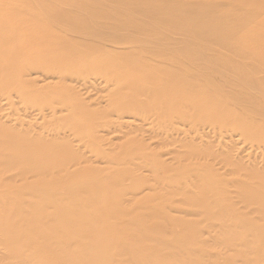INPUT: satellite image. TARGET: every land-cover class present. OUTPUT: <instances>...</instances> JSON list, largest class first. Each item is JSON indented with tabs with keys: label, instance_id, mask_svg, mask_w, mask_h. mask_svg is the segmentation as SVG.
Wrapping results in <instances>:
<instances>
[{
	"label": "bare ground",
	"instance_id": "obj_1",
	"mask_svg": "<svg viewBox=\"0 0 264 264\" xmlns=\"http://www.w3.org/2000/svg\"><path fill=\"white\" fill-rule=\"evenodd\" d=\"M221 48L238 56L240 67H216L212 53ZM66 78L101 83L102 108L87 107ZM175 122L235 132L250 148L264 142V0H0V264H193L196 252L206 263L210 251L193 232L197 201V224L205 227L217 218L240 228L246 213L220 212L218 219L209 195L195 199L194 145L186 133L179 137ZM140 125H150L144 131L164 149L150 150ZM82 146L102 167L80 157ZM134 160L147 175L136 172ZM254 166L248 172L264 191ZM115 167L118 175L132 170L121 178ZM138 191L143 209L139 199L123 205L125 194ZM246 206L253 213L264 204ZM255 221L239 229L240 238L208 231L206 241L228 251L240 239L253 244ZM140 249L146 263L137 260Z\"/></svg>",
	"mask_w": 264,
	"mask_h": 264
},
{
	"label": "rangeland",
	"instance_id": "obj_2",
	"mask_svg": "<svg viewBox=\"0 0 264 264\" xmlns=\"http://www.w3.org/2000/svg\"><path fill=\"white\" fill-rule=\"evenodd\" d=\"M103 36H105V35H103ZM106 37H107V35H106ZM110 37H112V35H110L109 38ZM207 45L209 46L210 44L207 43ZM209 48H210V46H209ZM258 51L261 52L262 49H259ZM178 53H181V52H178ZM214 53L217 54V55H219V56H221V57H223V58L215 57L213 55ZM214 53H212V57L211 58L213 60L215 59L214 65L216 67H227V68L230 67V66L231 67L232 66H235V67L236 66H239L240 67V64L241 63H240V61H237V59L239 60V58L233 52H228L227 49H222L221 48V49H219L218 51H216ZM168 54H171V53H168ZM209 57H207V59L205 58V60L210 59ZM233 59H235V60H233ZM203 61L200 60V59L199 60L198 59L196 60L197 63H203ZM203 64H205V63H203ZM207 64H209V63H207ZM207 64H205V65H207ZM163 65H165V64H163ZM211 66H213V65H211ZM66 80L64 81L63 84H65V85H72V86L75 85V87H77V89L79 91V95H81L83 97L86 106L90 103V106L89 105L88 106L91 107V108H93V107H95V108L96 107L102 108V106H103L102 102H104L103 95H105V89H104V87H103V85L101 83L98 82V84H100V86H99L97 84V82H96V84L94 83V80L93 79H88V81L85 82L86 85L84 83L81 86L79 83L78 84H75L76 83L75 81H73L71 83V81L68 80L67 78H66ZM90 81H91V84L92 85H90ZM83 86L84 87H87V88H84ZM89 86H92V87L93 86H96V87H94V89H92ZM63 88L67 89L66 87H63ZM95 88L97 89V92L98 93L96 92V89ZM86 89H88V91ZM100 90L101 91L104 90L103 93H101ZM91 104H92V106H91ZM249 116L252 117V115H249ZM145 117H149V115H146ZM240 117L245 118V117H248V116L240 115ZM196 123H198V122H196ZM184 125H185L184 123H178V122H175L174 123V127H176L179 130H182L184 132L183 134H180L179 137L180 138L183 137L184 134L186 133L185 136L187 138L184 139V140L189 141V139L191 138L190 140H192L193 145H194L193 146L194 151H195L194 154L196 153L195 154V161H194V164H193V169H194V173H195L194 174V180L195 181H194V186H193L194 192H196L195 199L196 200L197 199L199 200V197L202 196V193L203 194H207L206 197L209 195L213 199L212 204H209V206H210L209 208L213 212L215 211L216 214H218V216H219L218 219L221 218V216H226V217H232L233 218V215L232 214H234V211L235 210H238L239 213H244V212L246 213V216L244 217V225L241 226L240 228L238 227L236 229H232V226L225 227L220 222L221 220H218L217 221V218H216V226H212L211 227V226H207L206 225L207 227H205V221H203L200 224L199 223L197 224V220L200 217L198 215H196V209H197L198 201H197V204L195 203L196 204L194 206L195 207L194 208L195 209V215H193V222H194L193 223V232L197 236L198 235H201V236H199V238L201 239V245H203L202 246V248H203L202 251L207 252V249H208V251L211 252V253L208 252L209 255H208L207 262L206 263H205V261H203V262L205 264H209V263L210 264H234V263H237V264H253V262H255L254 264H264V221L261 220L260 217H259V213H261V211H259V210H264V207H262L261 209H259L260 203L261 204L262 203L264 204V201H263L264 200V191H263V187H260V188L257 187L258 183H256V182L259 179L256 176H254L253 174H251V172H248V171H250L248 168H251L252 167L253 169H256L254 165L257 163L258 164L257 168H261L259 170L260 171V174L264 176V169L262 170V168H264V142H260L259 143V145H260L259 147L250 148V144L248 143V141H242L239 136L236 137L237 134H235V132L229 131V133H228V131H225L223 129H218L219 127H216L214 129L211 128V127L210 128H204V129H202V131H203L202 132L200 128H199L200 130L198 129L197 125H195V127H192V129L193 128H196L195 130L190 131L191 128L188 125H185V126ZM140 126H141V128L139 127V131H141L140 133H141V136L144 139V143H148V142L151 143L150 146H147L150 150L151 149H153V150L164 149V148H160V146L157 147L156 145H158V144L156 143L155 138L149 139V134H148L149 132L144 131L143 127L144 128H147L150 125H148V126L147 125L146 126L145 125L144 126L140 125ZM183 126H184L185 129H187V127H189V128L187 130H185V129H183ZM37 130L38 129H36V131ZM40 130L41 129H39V131ZM39 131H37V132H39ZM137 133H139V132H137ZM193 135H194V137H193ZM122 139H124V138H122ZM122 139H118V140L115 139L113 141L115 143L117 142L116 144H120V143L124 142V140H122ZM66 140H67V143L68 144H71L72 145L74 143V142H72V138L71 137L70 138L68 137ZM176 140L178 142V145L176 147L179 148V150L181 152L185 151L184 145L182 147H179V145L181 144V142L178 141V139H176ZM201 143H203L202 146H201ZM142 145H145L146 146V144H142ZM112 146H119V145H112ZM145 146H143V147H145ZM169 147H172V145H170ZM103 148H106V146H104ZM206 149H207V151H206ZM147 151H148V149L143 150V152H145L143 154L144 156H146V155L149 154V152H147ZM79 153H80V157L82 159H85V160H89L90 159L88 161V164H91V165L97 166V167H100V166L102 167V164L94 157V155H95V152L94 151H90L89 148L83 147L81 150H79ZM239 153L243 157L242 156H239L240 155ZM111 154H112V151H110L108 157ZM233 154H235V155H233ZM167 155H163V156H161V158L162 159H165V158L169 157ZM230 155L231 156L233 155V156L232 157H229ZM164 156H166V157H164ZM223 157H225V159ZM226 157H228V158H226ZM240 160H242V162H240ZM134 161L137 162V163H140V164H137V167H139V168L136 167V172L137 173L138 172H142L144 175H147L148 173L145 170V168H147V167H145L146 165L143 164L140 160H134ZM167 161H168V158H167ZM245 161H248V162H245ZM233 163H234V165H233ZM235 163L238 164L239 166L236 165ZM243 164H245V165H243ZM118 165H119L120 168L125 167V166H122L121 164H118ZM246 165L248 167H246ZM128 166H133V168H135L136 165H128ZM243 167H245L246 170ZM117 169H118V167H115L113 171H116V174L115 173H112V174L113 175H117V176H121V178L127 177V176H124V175H128L129 176V171L132 170V168L130 167V168H128L130 170H128V171L127 170H123L122 175H118ZM159 174L162 175V173H159ZM169 174H171V172ZM133 175H136V174H133ZM163 176H165V175H163ZM202 176H203V178H202ZM173 177H175V175ZM203 186L206 189H204ZM201 187H202V189H200ZM225 191H226V193H225ZM143 192L144 191H142V192L141 191H138V193L137 194H134V195H130V194L127 195V194H125L126 196H125V200H124V204L123 205H128V204L131 203V202L129 203V201H126V199L131 200V198H134V199H139L140 200V201H138L139 204H140L139 206L141 207V209H143L142 208L143 207V202H145ZM204 192H206V193H204ZM222 198H224V200ZM245 200H246V202L241 203L242 201H245ZM253 201L257 204L259 210L257 212H253V213L251 212L252 213L251 214L250 211H247L245 209V207H247L246 204L248 205V203L250 204ZM122 203H123V201H122ZM222 206H224V207H222ZM121 208L130 210V208H128V207H121ZM226 208L227 209L229 208L228 209L229 212H228V210ZM237 208H240V210L237 209ZM242 208H244V209H242ZM132 209H134V208L131 207V210ZM133 211L130 213L131 215H133ZM10 212H11V214L13 216L14 215H18V212L14 208H11L10 209ZM220 212L221 213H224V214L220 216L219 215ZM249 213H250V215H249ZM26 214L27 213H24V216H26ZM255 218H256L255 224H256L257 227L255 229L256 230V238H255V242L253 244H249L250 243V242H248L249 239H246L245 238V241H241V239H240L237 242V244L235 243V244L230 245L229 246L230 249L228 251L224 245H221L220 246L219 244H216V242L214 240L212 241L210 239V240L206 241L207 240L206 238L208 237V234H207L208 231L212 235H215L216 234L218 237H220V239L223 238L224 235H226L227 237H230L229 235L231 234V232H234L233 234H235L237 232V234H236L237 236H235V237H238L244 230H247V228H248V221L249 220H252V219L255 220ZM202 219L203 218H201V220ZM219 222H220V224H219ZM235 224H239V223H235ZM195 225H198V226L201 225V227L200 226L199 227L196 226L197 229L195 230V228H196ZM229 228L232 231H230V230L227 231ZM239 229H242L241 230L242 232H240ZM203 231H205L206 233H203ZM226 232H227V234H226ZM221 233H223V234H221ZM238 233H240V234H238ZM204 234H207V236L206 235L204 236ZM220 234L223 237L219 236ZM202 235H203V237H202ZM232 237L234 238L233 235H232ZM238 238H240V237H238ZM203 239H204V241H203ZM243 242H248V243H243ZM138 244L141 245L138 248H141V247H142V249L144 248V245H143L144 244V240L143 239H141L140 241H138ZM197 246L198 245H197V243L195 241L194 242L195 252L198 250V248L200 250V247L199 246L197 247ZM248 248L254 249L253 254L252 253H249L247 251ZM127 250H129V247H128ZM140 251H141V249L137 253L138 258L137 257L136 258H137V260H139V262L141 261L140 263H144V262L146 263L148 261V259H150V258L149 257H146L145 255H142L140 253ZM130 252H131V250H130ZM229 252H230V254L232 253L231 254L232 257L230 256ZM244 252H246V255H245L246 257L244 256V254H245ZM238 253L240 255H238ZM138 254L142 255L141 258L143 260L140 258V255H138ZM219 254H221V256H218ZM222 254H224V256ZM249 254H250V257H249ZM262 254H263V256H261ZM193 255H195V256H193L195 259L192 257V259L194 260V261L192 260L193 264L194 263L195 264H202L203 263V262L202 263L200 262V258H199L200 256H199V253L198 252H196ZM122 256L126 260V262L129 263V261L126 259V257H130L129 256V253H127V254L124 253ZM214 256H215V259H213ZM239 256H240V258L238 259ZM260 256H261V258H259ZM243 257L244 258L249 257V258H247L248 260L249 259L251 260V258H252V261H253V259L255 261L252 262V261L249 260L248 263H247L246 262L247 259H245V261H243L244 260ZM216 258H218V259H216ZM233 258L234 259L236 258V260L235 261H231V260H234ZM154 259H157V258H153L152 261H164V262H166V259H164V258L157 259V260H154ZM257 260H259L258 263H257ZM142 261H144V262H142ZM249 262H252V263H249ZM135 263H136V261H135ZM135 263L132 262V260H130V264H135ZM136 264H138V261H137Z\"/></svg>",
	"mask_w": 264,
	"mask_h": 264
}]
</instances>
